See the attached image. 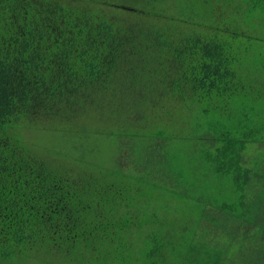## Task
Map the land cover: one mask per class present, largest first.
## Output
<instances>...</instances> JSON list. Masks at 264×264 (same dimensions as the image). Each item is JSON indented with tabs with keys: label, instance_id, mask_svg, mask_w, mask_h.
Instances as JSON below:
<instances>
[{
	"label": "trees",
	"instance_id": "trees-1",
	"mask_svg": "<svg viewBox=\"0 0 264 264\" xmlns=\"http://www.w3.org/2000/svg\"><path fill=\"white\" fill-rule=\"evenodd\" d=\"M259 26L264 0H0V264H264Z\"/></svg>",
	"mask_w": 264,
	"mask_h": 264
},
{
	"label": "rangeland",
	"instance_id": "rangeland-1",
	"mask_svg": "<svg viewBox=\"0 0 264 264\" xmlns=\"http://www.w3.org/2000/svg\"><path fill=\"white\" fill-rule=\"evenodd\" d=\"M257 32L259 33V38H258L259 41H257V43L260 44V45H263L264 44V27L263 26H259V28L257 29ZM261 38H262V41H260ZM259 50H261V49H259ZM259 106H261V105H259ZM256 119H257V123L260 124L261 127H263V125H264V113L260 112L259 113V116ZM257 123H255V124H257ZM211 139L212 138L210 137L207 140L210 141ZM257 150H258L257 148L256 149L255 148H250V151L251 152H254V151L256 152ZM237 177L240 179L241 178V175H237ZM28 264H43V263H39V262L38 263L37 262H29Z\"/></svg>",
	"mask_w": 264,
	"mask_h": 264
}]
</instances>
